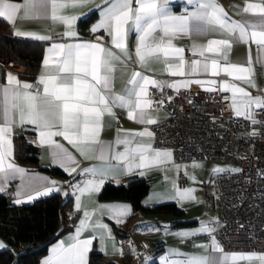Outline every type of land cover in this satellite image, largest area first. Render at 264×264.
Here are the masks:
<instances>
[{
	"label": "snow or ice",
	"instance_id": "snow-or-ice-1",
	"mask_svg": "<svg viewBox=\"0 0 264 264\" xmlns=\"http://www.w3.org/2000/svg\"><path fill=\"white\" fill-rule=\"evenodd\" d=\"M86 0H79L84 3ZM192 3V0H188ZM167 0H105L107 5L102 18L91 28L93 33L105 30L111 37V44L119 49L123 57L131 60L128 54L126 39L128 25L131 23L139 34L138 43L135 47L136 58L141 65L145 66L150 58L159 59L161 55L165 58L170 56L178 57L179 63L175 66L169 65V74L173 76L198 75L209 73L217 76L221 72L235 80L245 81L254 86L251 80L252 69L227 62L224 52L231 48L230 38L210 39L206 45H193V55L203 57V60L193 59L190 71H185V60L182 48L174 47L171 37L176 34H189L191 32L202 33L208 27L219 29L229 37H235L244 43H254L258 48L264 49V0L259 3H252L246 0L245 6L238 14H250L257 19L244 18L241 21L230 20L224 9L215 3V0H200L195 11L184 15H173L168 12L164 5ZM135 4V7H134ZM51 7V19L62 21L71 25L75 17L57 15L58 9L67 7L66 3H57V0H23V3H12L10 0H0V18L9 22H15L18 14L23 10L24 20L39 19L48 14ZM75 6V5H74ZM157 29L163 32V37L156 39L153 35ZM17 36H29L34 39L48 40L47 35L24 32L19 29ZM65 36L74 37L76 33L69 30ZM168 38V39H165ZM198 49V51H196ZM206 53L214 54V58L207 57ZM219 57H223L225 63H221ZM117 62L125 63L121 55H117L111 48H106L100 42L83 43H53L48 49V55L43 60L45 71L38 78L37 83L31 84L21 82L16 75L8 73L7 83L0 86L3 106V122L0 123V179L7 183L11 178L19 175L23 180L26 176L24 169L19 168L12 162L13 125L24 124L34 125L39 133L40 144L49 145L57 151L54 155L58 163L70 175L76 172L74 157L57 143L53 137H63L69 144L77 148L82 155H86L84 148L90 145H102L100 133L103 127L105 114L114 115V107L127 108V117L130 120H137L141 124L155 125L158 119L149 111L153 101L149 97L148 86L163 88L165 86L174 88L177 91L181 87H187L190 83H197L202 86L208 85L205 90L216 91L212 85L215 80L202 81H178L164 85L156 79L134 71L126 89V94H116L112 89L113 73L116 70ZM251 64V59H249ZM49 69H52L49 71ZM222 91H231L233 94V107L236 116L243 115L250 119L253 124L257 121L253 117V108L264 110V98L253 97L250 92L235 84L224 83ZM238 97V99H237ZM256 133L253 132L252 135ZM130 137L153 138L154 133L145 127L142 131L129 133ZM126 136L125 139H118L117 145H125L124 152H117L112 159L124 165L126 173L132 172L133 168L144 169L157 164L170 162L172 153L170 151L154 150L152 145L146 142H138L136 146L130 147L132 139ZM110 146L102 145L99 149V159L106 161ZM178 167V166H177ZM90 172L92 179L84 181L83 185L77 184L75 190L80 194L77 196V210H80V196L85 193L99 192L105 183V177L111 171L110 167H93L85 169ZM216 171H223L216 169ZM141 175L144 173L141 172ZM45 177H30L26 187L33 188V183L38 180H46ZM49 183L55 184V181ZM4 189L0 187V192ZM53 187L44 186L42 189H33L34 195L29 194L27 199L34 200L39 196H47ZM192 189L177 190L181 200L193 198ZM17 200L16 203H21ZM101 210H107L112 217L121 222L130 209L126 205H103ZM84 219L80 220V226L76 234L71 238L72 242L66 244L61 241L52 248V254L43 261V264H88V252L92 244L91 239L81 240V231L86 227L91 214L88 211L83 213ZM107 227L106 225L104 226ZM199 232L208 233L212 239V250L223 253V248L216 242L214 235L215 228L207 223L202 225ZM196 232H181V237L195 236ZM0 247H4L0 244ZM179 255V253H175ZM258 259L264 264V255L254 254H233L230 257L223 255L219 258L212 256H191L185 260L168 261L163 257V264H228L238 260Z\"/></svg>",
	"mask_w": 264,
	"mask_h": 264
},
{
	"label": "crops",
	"instance_id": "crops-1",
	"mask_svg": "<svg viewBox=\"0 0 264 264\" xmlns=\"http://www.w3.org/2000/svg\"><path fill=\"white\" fill-rule=\"evenodd\" d=\"M12 3H23V0H10ZM111 2V0H110ZM200 0H192V3H189L188 0H167L165 6L166 10L173 15H184L186 13L195 11L199 5ZM246 0H215L219 6H221L224 11L227 13L230 20L241 21L244 18L255 20L256 17L250 16V14H238L239 10L245 6ZM248 2L259 3L261 0H248ZM57 3H66L67 7L58 9L57 15H62L66 17H75L72 24L66 25L62 21H53L51 19V7L49 5L48 14L39 19H30L24 20L19 17L23 16V10L18 14V18L15 22L7 21V26L5 27V31L17 36L15 33L19 29L20 31L36 33L37 35H47L50 37L48 40H39L44 43L41 62L37 67L36 73L33 76H28L24 74L25 65L20 63V68L7 67L3 64L4 56L0 58V86H3L7 83L6 76L8 73H12L17 76V78L21 82H27L31 84H36L38 78L45 71L43 66V60L48 55V49L53 43H83V42H100L106 48H111L117 55H121L122 60H126L125 63L117 62L116 70L113 73L112 80V89L116 94H126V89L129 86L128 80L130 79L131 74L134 71H140L144 75H148L157 81L161 82L164 85L175 83L178 81L188 80H202L209 81L215 80L216 84L212 85V87L216 88V90H221L224 83L235 84L237 86L243 87L246 91L250 92L253 97H261L264 98V49L258 48V46L254 43H244L236 39L235 37H229L226 34H223L219 29H213L212 27H208L206 31L202 33L191 32L189 34H176L171 37V42L174 47L182 48L185 51L183 52V57L185 60V71L186 73L190 71L191 61L193 59L203 60V57L198 55L189 56L188 52L193 53V45H206L208 40L210 39H221V38H230L231 39V48L224 52V55L227 57V62L232 64H237L241 66H247L252 69L251 80L254 86H251L249 83L245 81L235 80L230 76H227L224 73H220L217 76H212L209 73H199L198 75H185V76H173L169 74V65L175 66L179 63V58L170 56L167 58V63L165 62V58L163 55L160 56L159 59L150 58L149 62L141 67L139 64L136 55H135V47L138 43L139 34L135 31V27L133 24L128 25V35L126 39L128 54L132 57L131 60H127L126 57L120 53L119 49H115L111 44V37L107 34V32L103 29L100 31L93 33L91 28L95 26L102 18V12L104 8L107 6L105 4V0H86L84 3H79V0H57ZM163 4V0H161ZM75 5V6H74ZM135 7V4H134ZM96 9L97 13L92 21L84 27H80L78 24L79 18L91 10ZM69 27L72 31L76 33L74 37L65 36L64 33L69 30ZM156 39H160L163 37V32L159 29L153 34ZM23 38H31L29 36H18ZM168 39V38H165ZM198 51V49L196 50ZM207 57H209V61L211 58H214V54L206 53ZM221 63H225L223 57H219ZM249 59H251V64H249ZM52 69H49L51 71ZM150 86V85H149ZM208 87V85H204ZM228 94L229 100L232 108V101L234 99L231 91H222ZM2 94H0V123L3 122V106H2ZM238 99V97H237ZM255 108H253L254 110ZM252 110V111H253ZM127 108L122 107H114L113 113L114 115H107L103 117V127L100 133V140L102 145L110 146V150L108 153V159L106 161H101L99 157V149L102 145H90L84 148L86 155H82L80 151L77 150L76 147L69 144L63 137L56 136L53 139L61 144L64 149H66L75 159V164L69 165V167H75L76 172L71 175L67 172V176H62L59 174H52L47 170L34 165V164H24L18 161L15 156L14 151V141L15 135L23 132L26 135V138L33 142L38 146V163L41 166L49 167V166H60L57 161L54 153L57 151L53 147L49 145H41L39 133L36 130L34 125L24 124L20 126L19 124L13 125V133H12V145H13V156L12 162L15 163L19 168H22L26 172L25 178L22 180L19 175L11 178L7 183L0 179V187L10 193L12 200L17 201L18 199L22 202H28L27 199L29 194H35L33 189H42L44 186L53 187L62 192L64 195L72 194L73 198V208L72 211L76 212V217L73 223V226L69 229L63 231L58 237H56L48 247V251L41 257L39 264H43V261L47 259L52 254V248L59 244L61 241L66 244L71 243V238L76 234V229L80 226V220L84 219V211H88L91 214L90 220L86 222V227L81 231L79 238L81 240L91 239L92 244L90 246V250L93 247H96L104 252L107 258H117L122 259L123 253V244L121 239L116 235L115 230L113 228L112 223L119 226H124L127 223L128 216L132 211V205L128 199L125 198H109L102 199L99 196V192L93 193H85L80 196L79 204L80 210H77V196L80 195L76 190L75 186L77 184L83 185L84 181L88 179H92L90 172L84 171L85 169H91L93 167H110L111 171L104 178L105 182L108 180H112L114 182H122L127 181V179L132 175H141V176L149 177L150 181V189L151 186L155 183H160V191L164 193L166 196H171L169 190L175 188L174 182H176V177L171 179V171L175 170L177 172V166L179 164L174 161V156L172 152V148L169 146H158L154 143V138H140V137H130L129 133H135L142 131L145 127H147L150 131H152L151 125H145L139 123L137 120H130L127 117ZM151 114L160 119L167 115V111L163 108H151L149 110ZM126 136L132 139V144L130 147H135L138 142L149 143L152 145L154 150H162V151H170L172 156L170 158V162L164 164L153 165L144 169H136L133 168L132 172L126 173L124 170V165L122 163H117L112 159V156L117 152H124L125 145L120 144L117 145L116 141L118 139H125ZM61 167V166H60ZM30 177H45L46 180H38L33 183V188L29 189L26 187L28 179ZM167 177L169 178L170 183L167 182ZM50 181H55V184L49 183ZM207 186H212L211 184H206L205 187L201 186V197L200 199H195L190 202L192 204H196L197 202L201 204L202 199L205 198L206 201V188ZM204 187V190H203ZM102 188V187H101ZM51 192V193H52ZM50 194V193H49ZM176 194V193H175ZM204 196V197H203ZM40 197V196H39ZM146 197V196H145ZM145 197L143 198V202L145 204H149L150 201H145ZM37 198V197H36ZM175 198L178 197H169ZM214 211H210L208 208L202 211L199 210L197 214H193L192 218H196L194 225L191 226L188 232H196L195 236L191 237H178V241H182L183 248L181 250L175 251L177 254H173L174 258L171 261H178L179 257L181 260H185L191 256H212L219 258L223 255L231 256L233 254H254L255 256L264 255V250H229L223 247L219 240L216 239V242L220 244L223 248V253H217L212 250V239H204L201 237L204 232H199L198 230L202 225L208 224L210 227L217 228L220 225V211L218 207L217 201H213ZM217 203V204H216ZM126 205L129 207L130 212L126 217L121 218V222H117L116 219L112 217V214L107 210L102 211L101 206L103 205ZM143 213H139L129 222V235L126 240L127 247L129 248L132 254L131 264H136L140 262V264H160L163 261L159 259L161 253L166 250L169 245V241L164 240H152V236L149 233L143 234L138 238L134 237L133 233L138 232L136 229L141 228L147 225V222H150L152 218L147 216H142ZM144 214H158V213H144ZM192 223V222H191ZM107 226L106 228L104 226ZM150 236V237H149ZM184 238L188 243L184 242ZM152 240V241H151ZM157 242H160L157 244ZM0 244H3L4 247L8 244L7 240L0 235ZM156 246L155 249L151 251V249ZM2 248V247H0ZM87 259L89 258V253ZM168 252V248H167ZM157 257L155 258V255ZM159 254V255H158ZM171 254V255H172ZM164 257V256H163ZM162 257V258H163ZM228 264H261L258 259L253 260H238V261H228Z\"/></svg>",
	"mask_w": 264,
	"mask_h": 264
},
{
	"label": "built area",
	"instance_id": "built-area-1",
	"mask_svg": "<svg viewBox=\"0 0 264 264\" xmlns=\"http://www.w3.org/2000/svg\"><path fill=\"white\" fill-rule=\"evenodd\" d=\"M3 64L20 68V62L12 57L4 56ZM205 89L197 83L179 91L148 86L152 107L167 111L151 125L154 143L171 147L177 163H230L215 172L212 186L206 188V202L216 200L220 211L215 238L229 250H264V110H253L257 121L253 124L243 115L236 116L227 93ZM177 179L185 185L184 172ZM202 237L211 238L208 233Z\"/></svg>",
	"mask_w": 264,
	"mask_h": 264
},
{
	"label": "trees",
	"instance_id": "trees-1",
	"mask_svg": "<svg viewBox=\"0 0 264 264\" xmlns=\"http://www.w3.org/2000/svg\"><path fill=\"white\" fill-rule=\"evenodd\" d=\"M97 13L91 10L79 18L80 27L87 26ZM5 18H0V56L12 57L25 65L24 74L33 76L41 62L44 43L31 38L14 36L4 29ZM15 156L19 162L37 165L52 174L67 176L60 166H41L38 163V146L21 132L15 135ZM149 177L132 175L127 181H106L99 196L102 199L125 198L132 205L126 225L112 223L116 235L123 244L122 260L131 264L132 254L127 247L129 222L139 213L171 212L177 215L185 213V208L176 201L145 204L143 198L149 192ZM72 194L64 195L55 191L28 202L16 203L9 192H0V235L8 242L0 248V264H39L41 257L48 251L49 244L63 231L73 226L76 212L73 208ZM196 218L179 219L177 223H191ZM160 242H157V244ZM88 264H118L107 258L103 251L93 247L90 250Z\"/></svg>",
	"mask_w": 264,
	"mask_h": 264
},
{
	"label": "rangeland",
	"instance_id": "rangeland-1",
	"mask_svg": "<svg viewBox=\"0 0 264 264\" xmlns=\"http://www.w3.org/2000/svg\"><path fill=\"white\" fill-rule=\"evenodd\" d=\"M179 166L177 168V172L175 173V170L171 171V179L173 177H176L175 188L169 190L171 193V196H166L164 193L160 191L161 184L155 183L153 186H151V191H149L146 194L145 201H150L149 204L159 203V202H165V201H176L180 206L185 208V213L181 215H177L171 212H161L158 214H142V216H147L152 218L150 222H147V225L136 229L138 232H134V237L138 238L139 236H142L146 233H149V235L152 236V240L158 239V240H164L169 241V245L165 251H163L159 257V259H162V257H167L168 261L172 260L174 258V253L177 250H181L183 248L182 241H178V235L181 232H188L189 228L191 226H197L194 225V222L192 223H177L176 221L179 219H189L192 218L193 214L200 213L199 210H205L206 208H210V211H214L213 203H207L205 201V198L202 199L201 204L198 202L194 205L192 204V200L200 199L201 197V186H204L206 184L212 183L213 175L215 174L216 169H223L226 167L231 166L230 163L226 161H218V160H194L190 162L185 163H178ZM180 172H184L186 176V183L184 186H181L178 183V175ZM167 182L170 183L169 178L167 177ZM203 187V190H204ZM188 190L192 189L191 196L193 198H185L183 200L180 199V197L177 195V190ZM176 193V194H175ZM178 197L175 198H169V197ZM204 197V196H203ZM197 201V200H195ZM217 204V203H216ZM218 205V204H217ZM144 234H143V233ZM150 237V236H149ZM202 237V236H201ZM187 238H184V242L187 244L188 241ZM151 240V241H152ZM173 253V254H172ZM172 254V255H171ZM159 255V254H158ZM157 257V254L155 255V258ZM114 259V258H111ZM118 264H124L123 260L121 258L114 259ZM179 260H181V257H179ZM140 264V262L136 263ZM147 264V263H146ZM151 264V263H148ZM162 264V262L160 263Z\"/></svg>",
	"mask_w": 264,
	"mask_h": 264
}]
</instances>
